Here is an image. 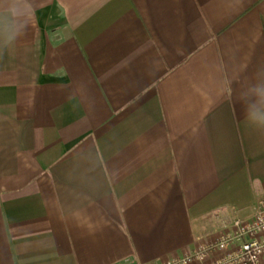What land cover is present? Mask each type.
Returning a JSON list of instances; mask_svg holds the SVG:
<instances>
[{
	"label": "crops",
	"instance_id": "1",
	"mask_svg": "<svg viewBox=\"0 0 264 264\" xmlns=\"http://www.w3.org/2000/svg\"><path fill=\"white\" fill-rule=\"evenodd\" d=\"M14 2L0 264H164L253 218L264 129L228 89L264 69V0Z\"/></svg>",
	"mask_w": 264,
	"mask_h": 264
},
{
	"label": "built area",
	"instance_id": "2",
	"mask_svg": "<svg viewBox=\"0 0 264 264\" xmlns=\"http://www.w3.org/2000/svg\"><path fill=\"white\" fill-rule=\"evenodd\" d=\"M258 206L252 219L236 218L233 229L225 233L219 240L211 242L190 254L167 260L164 264H264V238L258 234L264 233V195L258 201ZM238 245L221 258L206 262L205 256L216 249H225Z\"/></svg>",
	"mask_w": 264,
	"mask_h": 264
},
{
	"label": "clouds",
	"instance_id": "3",
	"mask_svg": "<svg viewBox=\"0 0 264 264\" xmlns=\"http://www.w3.org/2000/svg\"><path fill=\"white\" fill-rule=\"evenodd\" d=\"M14 0H0V34L12 31L13 38L23 35V26L14 31L17 19ZM236 87L228 89V99L240 103L247 123L257 129H264V69H258L253 80L234 82Z\"/></svg>",
	"mask_w": 264,
	"mask_h": 264
}]
</instances>
